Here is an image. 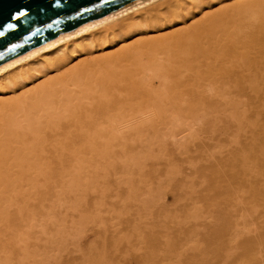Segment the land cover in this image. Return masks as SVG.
<instances>
[{
  "label": "bare ground",
  "instance_id": "bare-ground-1",
  "mask_svg": "<svg viewBox=\"0 0 264 264\" xmlns=\"http://www.w3.org/2000/svg\"><path fill=\"white\" fill-rule=\"evenodd\" d=\"M263 114L264 0H139L0 63V264L88 222L116 242L76 264H264Z\"/></svg>",
  "mask_w": 264,
  "mask_h": 264
},
{
  "label": "water",
  "instance_id": "water-1",
  "mask_svg": "<svg viewBox=\"0 0 264 264\" xmlns=\"http://www.w3.org/2000/svg\"><path fill=\"white\" fill-rule=\"evenodd\" d=\"M139 0H0V63Z\"/></svg>",
  "mask_w": 264,
  "mask_h": 264
},
{
  "label": "rangeland",
  "instance_id": "rangeland-1",
  "mask_svg": "<svg viewBox=\"0 0 264 264\" xmlns=\"http://www.w3.org/2000/svg\"><path fill=\"white\" fill-rule=\"evenodd\" d=\"M163 6H164V3L162 2V4H156V5H154V6H151V8H149L148 10H150V11H148V12H142V13H136V14H134V16H135V19H127L125 22H132L133 20V22H139V21H141V19L142 18H144V17H146L147 15H152L153 13H155L156 11H158V10H161L162 8H163ZM147 11V10H146ZM139 20V21H136V20ZM135 30H139L138 28L136 29V27H135ZM94 37H95V39H98L99 38V34L97 33V34H95L94 35ZM116 40H118V39H116ZM114 47H116V46H114ZM113 47V48H114ZM102 48V47H101ZM101 48L100 47H97V49H96V52L97 53H95V55L97 54V55H99V54H102V52H100L101 51ZM108 49H105V46H104V48H103V50H113V48L112 47H107ZM262 119H264V114L262 115ZM263 140V142H264V139H262ZM145 151H148L147 153H149L150 151L149 150H144V152ZM141 153V154H140ZM146 153V152H145ZM145 153H143L142 152V150H141V152H139L138 154H140V155H147V154H145ZM150 154V153H149ZM143 156V158H145V157H148L149 155H147V156H145L144 157ZM148 160V164L146 163L145 164V166H149L150 167V163H152L153 164V162L150 160V159H147ZM179 164H181V163H179ZM183 164H185V163H183ZM154 168V165L152 166L151 165V168ZM146 168V167H145ZM146 169H148V168H146ZM145 169V170H146ZM151 171V169L149 170V172ZM158 172H160V171H157L156 172V175H159L160 173H158ZM151 173V172H150ZM162 174H164V173H162ZM161 174V175H162ZM112 178H114V176H112ZM58 180H60L59 179V177H57L56 179H55V182L56 181H58ZM65 180V179H64ZM73 189V187H67V188H65V191L63 192V193H61V194H59L58 196H59V198H60V202H56L57 203V206H67V207H64L63 209H62V213L61 214H57L58 215V217L59 218H61V217H65L66 218V220H64V219H61V222H58V223H56V226H58V224H59V226H61V227H65L66 226V224L65 223H67L68 221H70L71 219L69 218V217H71V215L74 213V212H71V209L73 208L72 207V204L74 203V202H70V203H65L64 202V197L65 196H67L68 194H69V192L71 191ZM58 190V189H57ZM54 194V193H53ZM53 194L52 195H50V196H48L45 200H43V202H42V197H43V194H39V195H31V197H30V199L32 200V201H34V203H38V204H42V203H44L46 206H51L50 204L52 203V197H53ZM69 199H72V195H69ZM170 199V198H169ZM169 202H171V201H169ZM172 203V202H171ZM91 204V203H90ZM171 206V205H170ZM170 206H168V207H170ZM174 206V205H173ZM171 207V208H175V207H177V206H175V207ZM85 207H86V209H87V212H89V213H93V206H90V205H86V206H84V208L83 209H85ZM157 208V207H156ZM155 208V209H156ZM163 209L164 208H166V207H162ZM171 208H169V209H171ZM180 208V207H179ZM178 207L176 208V209H179ZM82 209V210H83ZM91 209V210H90ZM127 209H133V207L132 206H127ZM135 209V208H134ZM149 209V208H148ZM157 209H159V208H157ZM156 209V210H157ZM176 209H173V210H176ZM122 209H120V211H121ZM151 210H153L152 208L151 209H149V210H147V212H151ZM11 211V210H10ZM119 211V212H120ZM122 211H124L125 212V210H122ZM131 211H134L135 212V210H131ZM167 212L168 211V208H166V209H164V212ZM83 212H85V211H83ZM133 212V213H134ZM144 212V211H143ZM147 212H145V214H142L143 216L145 215V216H148L149 215V213H147ZM153 212H155V210L154 211H152V213ZM179 212H180V210H179ZM243 212H245L246 213V211L244 210ZM249 212H250V210H249ZM132 213V214H133ZM148 215H147V214ZM181 213V212H180ZM262 213V205L261 206H259L258 208H257V210H256V212L255 211H253V213L250 215V219H251V222H254L255 224H257L258 222V220H259V214H261ZM125 214V213H124ZM123 214V215H124ZM135 214H137V213H135ZM134 214V215H135ZM151 214V213H150ZM154 214H156V213H154ZM138 215H140L139 213H138ZM138 215H135V216H138ZM69 216V217H68ZM112 216V215H111ZM132 217V219L130 220V221H128V223H127V221L126 222H124V220L122 221V223L121 224H124V225H126L125 227L127 228V226H131L133 223L131 222V221H134L135 220V222L137 223L138 221H136V219H134L133 220V218H138V217ZM142 216V217H143ZM72 217H74V219H78V216H76V213L74 214V216H72ZM112 218V217H111ZM111 218H109V219H107V223H110V224H114V226L117 224V226L119 225H121V224H119L120 222H119V220H116V218L118 219V217H114L113 216V218H115L114 220H113V218L111 219ZM144 218V217H143ZM142 218V220L143 221H145V222H148V220L147 219H150V218H148V217H145L144 219ZM146 219V220H145ZM137 220H139V221H141V223H142V220H141V218L139 217ZM115 222V223H114ZM88 223H90L89 225L87 224H84V225H82V228H83V230H82V228H81V225H79L80 226V231H83V233H81V232H78V233H76L75 232V234L74 235H71V234H69V236H66L65 234H63L62 233V236L63 237H72L71 239H74L75 240V238H77L78 240L76 241L77 242V244H76V242L74 241V240H72L69 244L70 245H68L70 248L69 249H72V248H74V250L75 251H73V253L74 252H77L78 250H79V252H80V249H83V251L85 252V250H86V252L89 250V248H91L90 246L91 245H93L94 246V249L96 248V250H100L99 249V247L101 246V245H103V243L101 242L102 240L101 239H104L103 240V242H109V239H112V242H116V240L114 239V237H112L113 235L116 237L117 235H115V234H112L113 233V231H114V229H112V231H109V232H111V234H112V238H110V236L109 237H106V235H109L107 232H106V234H103V228H102V225H98L99 223L98 222H95L96 224H94V223H91V222H88ZM98 223V224H97ZM130 223V225H128ZM136 223H134V224H136ZM92 224V225H91ZM138 224H139V222H138ZM143 224V223H142ZM255 224H252V226H254ZM0 226H2V227H0V232L3 234L4 233V229H3V225L1 224ZM114 226H112V227H114ZM118 226V227H119ZM123 226V225H122ZM122 226H120V227H122ZM118 227H116V229L118 228ZM118 228L119 229V231H118V229L117 230H115V233H117V231L119 232V234H125V232H126V228L124 229L123 228V230L121 231V228ZM115 228V227H114ZM76 229V228H75ZM123 232V233H121V232ZM69 232H72L71 230L69 231ZM128 232V231H127ZM32 233H33V235L35 236V237H38V235H39V232L38 231H32ZM79 233H81L80 235H79ZM100 233V234H99ZM102 234V235H101ZM0 236H2V235H0ZM77 236H79V237H81V238H79V237H77ZM102 236V237H101ZM35 237H33V240H32V242H34L35 241ZM50 238V237H49ZM98 238H101L100 240L98 239ZM117 238V237H116ZM118 238H120V237H118ZM56 239H57V237H56ZM80 239V240H79ZM108 239V240H107ZM114 239V240H113ZM46 240H47V238H46ZM100 241V243H98V241ZM66 241V243H67V241L68 240H65ZM80 242V246H78L79 245V242ZM58 242V241H57ZM75 242V243H74ZM90 242H91V244H90ZM110 242H111V240H110ZM46 243V245H47V247L49 248V250H50V248H55V250L54 249H51V250H53L54 252H53V255H52V251L50 250V251H48V255H49V253H50V255H52L53 257L55 256V253L56 252H58L57 251V249H56V245L58 244H60L59 242L55 245V243H56V240L53 242H51V241H46L45 242ZM51 243H53V244H51ZM65 242H64V245L66 244ZM72 243H74V244H72ZM74 245L75 247H72V245ZM77 246H76V245ZM139 244V243H138ZM138 244L137 245H135V247L136 248H138L139 247V249H140V247L141 246H138ZM141 244V243H140ZM139 244V245H140ZM51 245H52V247H51ZM66 245V246H67ZM89 245V246H88ZM108 246H107V248H106V250L108 249L109 250V248H111V247H109L110 245L109 244H107ZM142 245V244H141ZM54 246H56V247H54ZM68 246H67V248H68ZM93 246H92V249H93ZM96 246H98V249H97V247ZM124 246V245H123ZM122 246V248H124ZM59 247V246H58ZM72 247V248H71ZM77 247V248H76ZM42 247H40L39 249H41ZM48 248H46V249H48ZM42 250V249H41ZM46 251L47 250H43V252L45 253V254H43L42 256H40V257H44L45 256V259H49L50 258V255H49V258H46L47 257V254H46ZM56 251V252H55ZM63 252V253H62ZM66 252V253H65ZM89 252V251H88ZM60 255H63L64 257H67L68 258V262L70 261V264H72V262H71V259H72V261H73V264L75 263L76 264V262H74V260L76 261V260H78V262H80L79 261V259H81L82 260V256H81V253H80V255L77 253V256H72L73 255V253L72 252H70V251H66V249L64 250V251H61V252H58ZM58 253H57V256H58ZM62 253V254H61ZM65 253V254H64ZM96 253V252H95ZM95 253H94V255H95ZM67 254H71L70 255V257L69 256H66ZM74 255H76V254H74ZM115 257L116 256H121V254H118V255H116V253L115 254H113ZM51 256V257H52ZM56 256V257H57ZM63 256H58V258L60 259V262H59V259L57 260V259H55L54 260V264H55V262L57 263V264H63L64 262V264H66V258H64ZM80 258H79V257ZM63 257L64 259H61V258ZM71 257H74V259L73 258H71ZM78 257V259H75V258H77ZM82 257V258H81ZM118 257V258H119ZM117 258V257H116ZM44 259V260H45ZM113 259V258H112ZM116 260H118V259H116ZM115 259H114V261H116ZM40 262V261H39ZM49 263H47V264H50L51 262H52V259H49V261H48ZM59 262V263H58ZM67 262V264H69ZM77 262V263H78ZM33 263H35V264H38L37 263V261H35V262H33ZM40 264H42V263H40ZM52 264H53V262H52Z\"/></svg>",
  "mask_w": 264,
  "mask_h": 264
}]
</instances>
